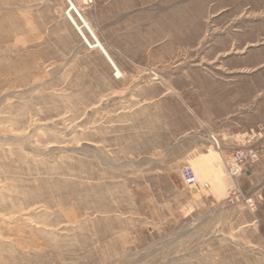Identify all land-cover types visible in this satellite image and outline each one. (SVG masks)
Segmentation results:
<instances>
[{
	"label": "rangeland",
	"instance_id": "rangeland-1",
	"mask_svg": "<svg viewBox=\"0 0 264 264\" xmlns=\"http://www.w3.org/2000/svg\"><path fill=\"white\" fill-rule=\"evenodd\" d=\"M71 2L0 0V264H264V0Z\"/></svg>",
	"mask_w": 264,
	"mask_h": 264
},
{
	"label": "crops",
	"instance_id": "crops-1",
	"mask_svg": "<svg viewBox=\"0 0 264 264\" xmlns=\"http://www.w3.org/2000/svg\"><path fill=\"white\" fill-rule=\"evenodd\" d=\"M82 38H83V36H82ZM102 44L103 43H101V45ZM103 48L105 50V53L99 48L101 51V54H102V56H101L102 57V60H101L102 66H100V67L105 68L106 74H107V76L109 75L110 79H113V77H115L116 70L119 71V75L122 77L123 74H125L126 70L130 68V66H129L130 63L128 64V63H124L121 61H114L109 49L105 46ZM131 64H132L131 68L133 70L136 69L139 72V70L141 68L140 63L139 62L138 63L132 62ZM143 69H144V67H143ZM107 76H106V78H107ZM192 108H193V115L200 117L201 114L199 112H196L198 110V108L195 106ZM182 137L183 136H180L179 139H181ZM190 137H192V136L190 135ZM249 152H246V153L251 154V156L254 154V152L252 150H250ZM231 158H232V154H230V156L226 157V155L223 153V150L220 147L218 141L216 140L215 146L213 144H208V143L203 145L201 142H199V143H193L192 145L186 147L184 150H181V152L177 156L176 163L179 165H190V164L206 165L207 170H206V172L202 178H203V184H205V186H209L208 181L214 180L215 165H219L220 163H222L223 167H224L225 174L227 175L226 164L231 160ZM246 162H249V161H246ZM200 185H201V182H200Z\"/></svg>",
	"mask_w": 264,
	"mask_h": 264
},
{
	"label": "built area",
	"instance_id": "built-area-1",
	"mask_svg": "<svg viewBox=\"0 0 264 264\" xmlns=\"http://www.w3.org/2000/svg\"><path fill=\"white\" fill-rule=\"evenodd\" d=\"M213 141L216 144L215 138H213ZM246 161H252L251 154H248L243 150H235L232 154L231 160L226 164V172L228 177L236 178L237 176H239L243 172ZM180 175L184 184H186L190 188H194L199 184L194 170L189 165H185L181 168ZM246 201L248 202L250 201V199H247Z\"/></svg>",
	"mask_w": 264,
	"mask_h": 264
},
{
	"label": "bare ground",
	"instance_id": "bare-ground-1",
	"mask_svg": "<svg viewBox=\"0 0 264 264\" xmlns=\"http://www.w3.org/2000/svg\"><path fill=\"white\" fill-rule=\"evenodd\" d=\"M82 1H84V0H82ZM69 2H70V6H69L70 9H76L75 5L71 2V0H69ZM68 17H69L70 21L74 24V26L77 27V25H76L74 19L72 18V16H71L70 14H68ZM83 22H84L85 26L87 27V29L90 30V28H89L87 22H86V21H83ZM77 29H78V31L80 32V34L83 36L84 40L89 44V41H88L87 38L84 36V34H83V32L81 31V29H79V27H77ZM92 46H96V47L98 46V47H99V48L105 53V50H104L103 46L101 45V43H100L98 40H96L95 44L92 45ZM110 61H111V60H110ZM111 62H112V61H111ZM113 66H114V65H113ZM115 70H116V69H115ZM116 74L119 75V71H118V70H116Z\"/></svg>",
	"mask_w": 264,
	"mask_h": 264
}]
</instances>
